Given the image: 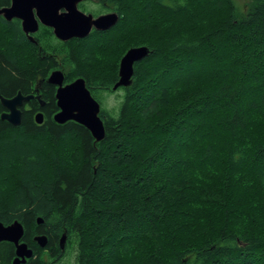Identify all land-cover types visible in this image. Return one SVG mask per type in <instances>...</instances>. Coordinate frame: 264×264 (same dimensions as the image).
<instances>
[{"label": "trees", "instance_id": "trees-1", "mask_svg": "<svg viewBox=\"0 0 264 264\" xmlns=\"http://www.w3.org/2000/svg\"><path fill=\"white\" fill-rule=\"evenodd\" d=\"M90 2L82 4L84 11L118 15L113 27L93 37L120 31L126 3L128 28L148 16L169 22L175 32L167 33L162 51L128 42L126 50L144 45L150 52L134 63L131 84L113 89L116 67L111 77L80 67L98 40L62 49L50 33L38 40L39 52L14 21L0 17V93L26 92L33 76L23 66L26 48L34 56L31 67L41 72L57 67L59 55L72 77L84 78L105 128L95 141L76 122H55L48 86L42 123L30 110L17 126L0 119V222L17 220L24 234L47 238L45 251L31 243L33 256L24 264H57L68 244L73 264H264L258 218L242 231L223 219L197 242L179 239L184 228L178 225L198 174L222 166L234 181L264 178V134H250L264 116V0H92L93 10ZM103 90H120L118 103L107 107ZM13 255L12 243L0 242V264H12Z\"/></svg>", "mask_w": 264, "mask_h": 264}, {"label": "rangeland", "instance_id": "rangeland-1", "mask_svg": "<svg viewBox=\"0 0 264 264\" xmlns=\"http://www.w3.org/2000/svg\"><path fill=\"white\" fill-rule=\"evenodd\" d=\"M237 1L243 4L247 0ZM87 5L89 9L93 10L94 3L92 0ZM129 9L130 6L126 3L124 7L126 11L125 23L120 31L113 34L109 33L104 38L94 36L91 39L98 40L99 44L90 50L87 58L80 59V67L84 72L94 73L101 77H111L115 67L118 70L120 59L126 51L128 42L131 41L139 40L152 44V47L158 48V51L166 49L170 38L167 33L175 32L176 27H168L169 22H165V26H163L158 18H155V21H149V17L146 16L147 22L145 20L144 22L132 20V26L128 28ZM135 10L137 11V6L134 7ZM164 28L165 30H162ZM21 57L26 64L31 66L35 64L33 55L29 54L27 50L23 51ZM145 69L146 66L143 70ZM121 94L119 90L106 95L104 98L106 106L111 107L117 104ZM150 105V103L147 105V109ZM147 109L142 112L143 119L149 116ZM250 134L258 137L264 134V116L254 122ZM240 179V182H238L239 179L231 180L222 166L198 174L195 177L193 188L182 201L183 209H181L178 225L184 228V232L180 234L179 239H185L189 242L200 241L223 219L229 221L232 229L236 231L250 228L252 224L256 223L257 218L260 219L259 223L263 228L264 178L262 181L253 180L251 176H243ZM173 242L176 244L177 240ZM67 248L66 256L64 255L65 257L59 260L57 264H73L74 246L68 244Z\"/></svg>", "mask_w": 264, "mask_h": 264}, {"label": "water", "instance_id": "water-1", "mask_svg": "<svg viewBox=\"0 0 264 264\" xmlns=\"http://www.w3.org/2000/svg\"><path fill=\"white\" fill-rule=\"evenodd\" d=\"M83 0H11L9 6L0 8V15L5 20L18 18L24 32H34L38 28L37 19L53 30V34L59 40H69L71 38H85L89 36L92 28L97 31L110 29L118 21L115 12H108L93 16L78 8V4ZM60 10H63L60 12ZM31 39V37H30ZM150 50L146 46H133L128 48L120 59L117 81L113 89L128 87L134 75V63L140 61L149 54ZM63 72L56 70L51 72L47 78L50 84L58 85L56 91V102L59 110L54 114L53 119L57 123L73 121L84 126L91 133V136L99 141L103 139L105 130L103 121L99 115L100 104L91 95L82 77H78L62 85ZM32 94L23 95L17 92L12 97H4L0 93V105L5 110L0 113V119L5 120L13 126L21 123V110L19 107L23 101L32 98ZM43 104V103H41ZM37 123L42 121L40 113L36 114ZM41 218L37 219L40 223ZM24 230L17 220L8 225L0 222V242L7 241L15 246V257L12 264H23L26 259L33 256V250L25 242H21ZM39 247L47 244L45 235L35 237ZM66 241L65 233L59 238V246L64 247Z\"/></svg>", "mask_w": 264, "mask_h": 264}, {"label": "flooded vegetation", "instance_id": "flooded-vegetation-1", "mask_svg": "<svg viewBox=\"0 0 264 264\" xmlns=\"http://www.w3.org/2000/svg\"><path fill=\"white\" fill-rule=\"evenodd\" d=\"M95 1V0H94ZM10 2L11 0H5L4 3L2 4V7H5V6H9L10 5ZM84 2H87V0H83L81 1L79 4H78V8L81 10V11H84L82 9V4ZM1 8V7H0ZM63 11V10H60V12ZM86 13H91V12H87V11H84ZM108 12H111V11H107V12H101V13H98L97 15L99 14H104V13H108ZM92 14V13H91ZM94 17L97 16V15H94L92 14ZM0 17L3 18L2 15H0ZM4 19V18H3ZM5 20V19H4ZM7 22H11V21H14L15 24H17L20 29H21V32L22 34L24 35V37L29 40V41H34L36 43V45L38 46L37 50L39 52H44L42 51L43 47L40 43V41L38 40H41V39H44L46 37V35L50 37V33H52V37H53V40L59 42L61 45H62V49L64 48V46L66 45H69L72 47V45H75V44H79L80 41H87L88 39H92L93 38V35L91 34L93 31H97L95 30L94 28H92L89 36L85 37V38H71L69 40H59L55 37V35L53 34V30L51 27L49 26H46L44 24H42L38 19V28L36 31L34 32H24L23 29H22V26H21V20L18 19V18H12L10 20H5ZM106 31V30H105ZM47 32V33H46ZM98 33H101V31H97ZM44 35V36H43ZM43 36V37H42ZM95 36H99V35H95ZM31 37V39H30ZM70 47V48H71ZM28 51L29 54H32L31 53V50L26 48L24 51ZM22 55V53H21ZM34 57V56H33ZM55 61V60H54ZM56 62H57V67H54L52 69H50V66H47V69H44L42 72L39 71V69L37 68V66H34V67H31V65H28V64H23V66L25 67L26 70H30L31 73H32V77L29 78L28 80V86L26 87L25 89V93L21 92V90H17V92H21L23 95H27V94H32L33 97L30 98L29 100L27 101H23L22 105L19 107V109L21 110V118H22V114H23V111L25 110H30L31 111V115L33 116V120L36 122L35 120V116L36 114L40 113L41 116H42V121L40 123L43 122V120L45 119V115L48 114L47 111H45L43 108L46 106V101L43 97V92L42 90L44 89V87L48 86L50 87L49 88V92H50V96H52L54 99H55V107L57 108V110L53 113H51V116L53 117L54 114L59 110L58 106H57V102H56V91H57V88H58V85H54V84H50L49 82H47V78L49 77V75L51 74V72L53 71H56V70H60L61 72H63L64 74V78H63V81H62V85H65L67 83H70L71 81H73L74 79L80 77V76H76V77H72L75 73H72L70 71H68V69H66L63 65H62V62L60 60V56L58 55L56 57ZM46 68V67H45ZM84 79V78H83ZM85 81V80H84ZM16 92V93H17ZM16 93L14 95H16ZM103 98L106 97V95H108V92L107 90H103ZM12 95V96H14ZM10 96V97H12ZM43 103V104H41ZM38 108V109H37ZM40 108V109H39ZM5 109L3 108V110L1 112H3ZM37 123V122H36ZM40 123H37V124H40ZM22 225V224H21ZM23 226V230H24V233H25V228H24V225ZM23 233V236L21 238V242H25L27 244L28 247H30L32 250L33 248L30 246L31 243H36L37 244V241L35 240V237L37 235H41V234H30V232L24 234ZM46 236V235H45ZM38 245V244H37ZM47 245V244H46ZM40 247L42 249H44V251L46 250L45 247ZM12 246L14 247V255H13V258L15 257V246L12 244ZM34 251V250H33ZM27 260V259H26ZM26 262V261H25ZM24 264V263H23Z\"/></svg>", "mask_w": 264, "mask_h": 264}, {"label": "bare ground", "instance_id": "bare-ground-1", "mask_svg": "<svg viewBox=\"0 0 264 264\" xmlns=\"http://www.w3.org/2000/svg\"><path fill=\"white\" fill-rule=\"evenodd\" d=\"M104 130H105V128H104ZM104 136H105V134H104ZM104 138V137H103ZM95 140V139H94ZM102 140V139H101ZM96 141V140H95ZM100 141V140H99ZM60 247V246H59ZM61 249V248H60ZM64 249H65V243H64V247H63V249H61V251H64Z\"/></svg>", "mask_w": 264, "mask_h": 264}]
</instances>
